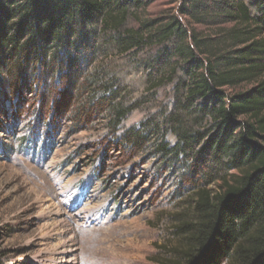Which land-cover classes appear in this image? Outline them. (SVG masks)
Returning <instances> with one entry per match:
<instances>
[{
	"label": "trees",
	"instance_id": "trees-1",
	"mask_svg": "<svg viewBox=\"0 0 264 264\" xmlns=\"http://www.w3.org/2000/svg\"><path fill=\"white\" fill-rule=\"evenodd\" d=\"M207 1L206 15L229 26L215 39L176 17L142 21L148 0H0V82L36 69L69 81L105 57L92 96L103 95L86 115L112 109L114 131L173 83L171 107L122 135L134 150L160 135L155 154L184 168L189 211L178 215L173 256L159 264H264V0ZM133 74L146 83L134 103Z\"/></svg>",
	"mask_w": 264,
	"mask_h": 264
},
{
	"label": "rangeland",
	"instance_id": "rangeland-1",
	"mask_svg": "<svg viewBox=\"0 0 264 264\" xmlns=\"http://www.w3.org/2000/svg\"><path fill=\"white\" fill-rule=\"evenodd\" d=\"M209 6L207 0H148L139 16L176 17L189 31L215 39L229 26L206 15ZM98 60L83 78L72 77L74 86L63 72L46 79L37 69L0 82V264H159L173 256L178 215L189 211L184 168L155 154L160 135L140 150L122 135L141 127L160 104L171 107L174 84L158 89L156 102L142 99L149 101L114 131L112 109L86 115L103 95L92 96L104 78L105 57ZM129 80L134 92L126 101L134 103L146 83L135 74ZM69 97L71 110L57 113ZM164 140L176 143L171 133ZM68 243L71 252L60 253Z\"/></svg>",
	"mask_w": 264,
	"mask_h": 264
},
{
	"label": "bare ground",
	"instance_id": "bare-ground-1",
	"mask_svg": "<svg viewBox=\"0 0 264 264\" xmlns=\"http://www.w3.org/2000/svg\"><path fill=\"white\" fill-rule=\"evenodd\" d=\"M74 247V246H73ZM71 248V246L68 244H65L61 247L60 253H66V252H71L69 249ZM73 254V253H72ZM70 262V261H68ZM68 264H73V263H68Z\"/></svg>",
	"mask_w": 264,
	"mask_h": 264
}]
</instances>
